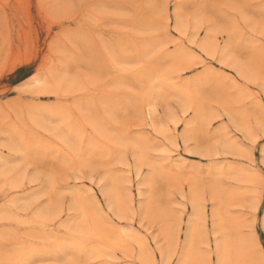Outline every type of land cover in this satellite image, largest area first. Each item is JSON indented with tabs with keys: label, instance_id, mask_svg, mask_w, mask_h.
Returning <instances> with one entry per match:
<instances>
[{
	"label": "rangeland",
	"instance_id": "rangeland-1",
	"mask_svg": "<svg viewBox=\"0 0 264 264\" xmlns=\"http://www.w3.org/2000/svg\"><path fill=\"white\" fill-rule=\"evenodd\" d=\"M263 133L264 0H0V264H176L193 190L264 264Z\"/></svg>",
	"mask_w": 264,
	"mask_h": 264
},
{
	"label": "bare ground",
	"instance_id": "bare-ground-1",
	"mask_svg": "<svg viewBox=\"0 0 264 264\" xmlns=\"http://www.w3.org/2000/svg\"><path fill=\"white\" fill-rule=\"evenodd\" d=\"M47 63V62H46ZM116 66V65H115ZM123 69V68H122ZM126 72V71H125ZM148 73V72H147ZM155 73V72H154ZM141 74V73H140ZM167 78V77H166ZM40 80H37V82H39ZM56 83V82H55ZM55 85V84H54ZM52 86V85H51ZM48 89V88H47ZM55 90V89H54ZM55 92V91H54ZM50 94V93H49ZM185 95V94H184ZM187 97V96H186ZM188 98V97H187ZM33 118V117H32ZM44 118V117H43ZM36 125V124H35ZM174 125V124H173ZM38 126V125H37ZM95 129V128H94ZM64 131V130H63ZM66 132V130H65ZM246 134H248L249 136L252 134L250 131L245 130L244 131ZM167 133V132H166ZM251 133V134H250ZM264 134V133H263ZM62 136V135H61ZM251 137V136H250ZM186 138V137H185ZM58 139V138H57ZM222 141V140H221ZM111 143V142H110ZM126 146V145H125ZM224 149V153L229 154L231 156H240V154L238 153V151H236V149L238 148V145L234 142H232L231 140L229 141L228 139H224L221 145ZM135 152V151H134ZM262 152H264L262 150ZM200 154V153H199ZM222 154V153H221ZM85 155V154H84ZM135 158V157H134ZM8 162V161H7ZM4 163V162H3ZM3 165V164H2ZM139 165V164H138ZM147 165V164H146ZM12 168V167H11ZM225 168V167H224ZM9 170V169H8ZM214 173L216 174L219 169H215L213 170ZM212 171V172H213ZM245 171H237L234 170V175L236 174V176L239 177H243L245 176ZM213 174V173H212ZM3 175V174H2ZM6 175V174H5ZM171 175V173H170ZM181 175V174H180ZM231 175V174H230ZM214 176V175H213ZM8 177V176H7ZM16 177V175H15ZM153 177V176H152ZM12 178V177H11ZM217 178V177H216ZM245 178V177H244ZM214 179V178H212ZM154 181V180H153ZM242 181V180H241ZM240 181V182H241ZM15 183V182H14ZM152 184V183H151ZM12 187V186H11ZM195 187V186H194ZM216 190V189H215ZM194 191V195H193V201H192V214L189 218V220H187L186 223V227H185V236H184V240H185V245L181 250L180 253V257L179 259H177V263L176 264H188L191 257V249H192V241L193 238L195 237V235H204V223H205V209L203 208L202 204L198 201V196L196 194V191ZM192 191V192H193ZM223 193V192H222ZM228 193V192H227ZM103 196L106 197L108 199V206H111V208H115L114 211L116 210L119 214L120 212L118 211L117 207H118V202H117V198L114 196V194H112L110 191L108 190H104L102 192ZM218 195V194H217ZM220 195V194H219ZM216 198V197H215ZM221 198V197H220ZM218 202V201H217ZM225 202V201H224ZM216 203V202H215ZM225 204V203H224ZM215 206H213V208L211 209V215H210V222L212 225V235L215 237V245H214V250H215V254H216V258H217V264H225L224 263V259H225V255H224V243L222 241V237H220V232H221V221H222V215L220 214V207L218 208L216 206V204H214ZM17 206V205H16ZM221 206V205H220ZM226 206V205H225ZM258 206L255 205V209H257ZM17 208V207H16ZM15 208V209H16ZM222 208V207H221ZM77 210V209H76ZM88 211V210H87ZM9 213V212H8ZM85 215V214H84ZM83 215V216H84ZM121 215V214H120ZM230 215V214H229ZM231 216V215H230ZM85 217V216H84ZM30 218V217H29ZM37 218V217H36ZM228 218V217H227ZM50 219V218H49ZM82 219V218H81ZM188 219V218H187ZM40 220V219H38ZM83 220V219H82ZM93 220V219H92ZM228 220V219H227ZM1 221V220H0ZM52 222V221H51ZM79 222V221H78ZM227 222V221H226ZM26 224V223H25ZM78 224V223H77ZM233 224V223H232ZM235 224V223H234ZM20 226V225H19ZM71 226V224H70ZM76 226V225H75ZM80 227V226H79ZM223 227V226H222ZM69 228V227H68ZM226 228V227H225ZM262 228L264 230V214H263V218H262ZM70 229V228H69ZM74 229V228H73ZM72 229V230H73ZM109 229V228H108ZM71 230V231H72ZM76 230V229H75ZM78 230V229H77ZM93 230V229H92ZM105 231V230H104ZM74 232V231H73ZM126 232V231H125ZM128 232V231H127ZM95 234V233H94ZM93 234V235H94ZM126 234V233H125ZM225 234V232H224ZM237 234V233H236ZM97 235V234H96ZM98 237V236H97ZM205 237V235H204ZM106 238V237H105ZM234 238V237H233ZM76 240V238H75ZM62 241V240H61ZM105 241V240H104ZM108 241V240H107ZM243 241V240H242ZM94 242V241H93ZM184 242V241H183ZM198 242V241H196ZM228 242V240H227ZM112 243V241H111ZM90 244V243H89ZM197 244V243H196ZM44 245V244H43ZM72 245V244H71ZM232 245V244H231ZM237 246V245H236ZM114 247V246H113ZM38 248V247H37ZM41 249V248H40ZM88 249V248H87ZM234 249V248H233ZM52 251V250H51ZM54 251V249H53ZM145 251V250H144ZM74 253V252H73ZM99 253V252H98ZM116 253V252H115ZM248 253V252H247ZM242 254V253H241ZM104 255V254H103ZM194 255V253H193ZM233 255V254H232ZM96 256V255H95ZM104 257V256H103ZM161 259L163 261L164 264L167 263L169 255H166L164 253L161 254ZM249 257V256H248ZM88 258V257H87ZM148 258V256H147ZM233 259V258H232ZM149 260V259H148ZM20 262H18V264H24L25 259H21L19 260ZM28 261V260H27ZM195 261V260H194ZM236 262V261H235ZM162 263V264H163ZM191 263V262H190ZM252 263V262H251ZM247 264V263H246Z\"/></svg>",
	"mask_w": 264,
	"mask_h": 264
}]
</instances>
